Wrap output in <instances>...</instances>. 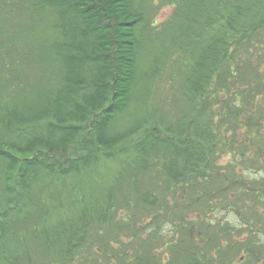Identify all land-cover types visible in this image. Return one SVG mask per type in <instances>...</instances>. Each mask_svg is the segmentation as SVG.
<instances>
[{
  "label": "trees",
  "instance_id": "trees-1",
  "mask_svg": "<svg viewBox=\"0 0 264 264\" xmlns=\"http://www.w3.org/2000/svg\"><path fill=\"white\" fill-rule=\"evenodd\" d=\"M149 1L173 5L167 22L189 25L187 38L149 27L146 0H0V264H85L83 255L91 264H231L224 255L236 244L211 246L204 233L200 245L186 226L164 244L169 258L139 237L126 243L131 226H90L84 211L69 225L29 227L11 211L38 184L66 186L119 156L116 191L147 173L170 194L212 185L223 154L254 168L264 159V0ZM114 191L94 212L99 225L113 218ZM244 192L259 225L248 231L247 263L264 264V191Z\"/></svg>",
  "mask_w": 264,
  "mask_h": 264
},
{
  "label": "rangeland",
  "instance_id": "rangeland-1",
  "mask_svg": "<svg viewBox=\"0 0 264 264\" xmlns=\"http://www.w3.org/2000/svg\"><path fill=\"white\" fill-rule=\"evenodd\" d=\"M185 2L187 3L189 0H185ZM142 10L148 18L149 27L155 28L157 31H160L161 26L163 29L167 28L170 32L168 38L175 34L181 35L178 32L182 31L187 38L189 25L181 29L179 26L175 28L177 20L167 22L174 13L173 5L161 4L157 8V3L146 0ZM34 21H39V19L36 17ZM154 48L150 46V51ZM41 73L43 75L45 70H42ZM52 73L48 70L50 78H52ZM165 83L163 89L172 85V82ZM155 96L159 100L156 105L166 115H169L167 113L168 105L165 104L164 100H160V94H155ZM23 98L28 99L32 96H23ZM11 100L13 99L11 98ZM20 101H22L21 96L18 102ZM176 106L179 108V104ZM261 122L264 125V120ZM227 158H229L228 154H223L218 160L216 168L219 170L217 172H220V177L218 179L214 177L212 185L204 186L201 184L199 187L190 190L175 189L170 194L164 192L162 185L157 186L152 174L147 173L136 178L134 185L128 181V178H125L127 180L122 182L116 191L119 171L123 164V159L119 156L112 162L100 164L101 166L88 172L86 176L79 175L74 179H67L65 181L66 186L55 180L47 189L42 190V185L38 184L34 189V194L27 196L25 205L11 211L18 214L15 218L16 221L18 219L17 226L28 227L69 225L84 211L92 218L90 219V226H131L132 232L122 234L126 243L130 238L139 237L148 242L156 253L164 251L169 258L170 252H168L167 247H164V244L174 238L177 239L179 232L182 231L179 227L186 226L190 236L200 245H202L201 238L204 233L211 236L209 240L211 246L217 247L219 244L226 246L227 242L236 244L235 249H239L236 251H234L235 249L228 250L229 253L226 254V257L224 255V259L230 261L231 264H249L247 263L250 262L249 254L246 253L245 248V243L247 244V240L250 238L248 231L250 226L259 225L254 214L250 213L254 216L251 217L245 213L247 205L256 199L248 200L243 194H245L244 189L246 188L254 192L264 191V159L261 158L260 164L254 168V166L240 161L229 163ZM109 186L115 189L112 193L113 218L109 216L107 225L104 221L99 225L101 219L95 221L93 215L94 212L98 213V207L100 215L102 212L104 213L102 209L106 204L105 191ZM147 192L151 197H157L153 208L150 207L149 203L151 199L148 202L141 201L140 198L136 201L138 195L141 196ZM247 201L250 202L247 203ZM42 202L44 203L41 204ZM245 203L247 204L245 205ZM257 205L260 207V213H264V200ZM12 218L10 216L9 220ZM248 219L252 222L246 223L249 221ZM209 221L213 223L209 224ZM186 240L188 241V237ZM107 254L108 256L111 254L110 248L104 255ZM84 256H80L83 257L81 258L82 261L85 264H91L89 262L91 260ZM108 256L105 259L99 257L95 260H106ZM244 256L246 262H244Z\"/></svg>",
  "mask_w": 264,
  "mask_h": 264
}]
</instances>
